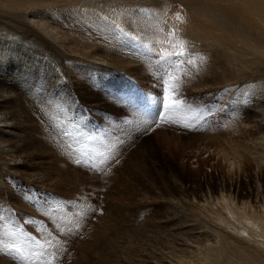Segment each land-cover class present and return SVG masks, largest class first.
<instances>
[{"label": "bare ground", "instance_id": "bare-ground-1", "mask_svg": "<svg viewBox=\"0 0 264 264\" xmlns=\"http://www.w3.org/2000/svg\"><path fill=\"white\" fill-rule=\"evenodd\" d=\"M177 5H182V7H177ZM178 12L183 22L175 19ZM0 26L11 31V39L15 35L18 36V39H15L14 42L11 41L12 44L9 46L18 53L17 59L10 64L12 67H7L10 74L14 71L12 72L14 75L8 74V78H0L3 80V84L0 85V160H4L6 148L10 146L5 140L7 137L18 139L19 143L16 146L18 154H22L20 147H27L25 144L26 136H29L30 131L26 132L27 134L15 133L18 125L31 127L34 130L35 133L32 132L30 135L31 139L37 134L36 138L39 142L40 140L54 142L55 145L62 148L65 155L63 158L56 153V149L52 148L55 156L60 160H74L72 153L64 148L62 142L64 140L61 141L60 135L55 133L57 134L55 136L59 138L58 140L57 137L53 136L55 131H53V127H49L45 135L42 133L44 130L39 128H45V122L42 119L36 116H28L31 118L26 122L23 120L26 119L23 116L24 113L30 114L28 110L31 112V110L37 109L34 112L39 116L40 113L51 114L46 108L36 106L34 97L30 95L29 98L26 92H32L33 95H39L40 98L59 94L64 99L63 110H65L67 106L77 104L69 93H62L61 91L59 93V88L68 84L72 87L73 92L75 88H79V80L76 79L75 74L81 72V69L86 65L96 68L95 70L101 69L102 73L114 65L128 67L129 70H132L131 67H157L154 64L156 65L159 61L169 65L165 57L172 50L170 45L178 43L181 39L186 42L184 60L187 61L191 57L193 63H178L171 67H180V71L183 67L188 71L191 78L197 76L195 79L197 88H195L198 93L204 91L202 88L206 83V90L215 93L219 90V92L228 94L230 97L221 106H219L220 104L217 105V109L232 108L237 110V113L245 115V122H260V129H264V81L261 84L254 81L255 75L260 76L259 79L264 78V0H0ZM159 29H163V34ZM170 29H175L178 34L171 39L167 37ZM6 40L7 35L3 34V42L8 44L9 41ZM0 52L7 60L10 59L7 56L10 51L6 53L5 47L0 46ZM51 55L59 60L64 57L66 60L68 59L71 65H69V68L71 67V83H69L70 80L68 81L69 77L57 76V84L54 82L45 84L46 90L43 93L41 84L38 86L36 80L38 78L39 82L46 75L47 69L45 67H50V60L54 58H50ZM163 59L164 61H162ZM0 64H3V61ZM197 69H199L198 73L202 71V73H213L210 76L211 79L210 77L203 78L201 76L203 74L198 75L197 73L196 75ZM95 70L93 72L96 73ZM33 76L34 80L32 79ZM214 77L216 79H213ZM219 80L222 81L223 87H218ZM250 81L255 82L256 87L253 91L254 93L258 92L257 100L249 98V94L246 96L245 93L241 97L237 96L236 91L242 83L248 84L247 86L244 85V91H249ZM209 85L212 87L209 88ZM231 91H233L232 95ZM195 92L192 95L189 93L190 96H193ZM207 94L210 96L212 93ZM97 106H99L98 103ZM9 109L15 111L13 115L17 124L9 122L5 113ZM26 123L28 124L26 125ZM78 141L76 140V142ZM248 149L249 154H251L252 147L250 144ZM258 150H261V153H255L256 156H252V158L255 163L259 160L258 162L262 165L264 142L261 143ZM28 154L23 153L22 155L29 158ZM8 155L12 158L5 165L9 171H18L19 166H25L27 163L23 160H17L15 153L8 152ZM156 157L158 155L155 156V159ZM78 158L73 161L75 165L78 164ZM239 158L242 156L239 155ZM233 163L236 162L232 161ZM167 164L166 167L173 181L171 184L174 186L170 189L175 190L173 196H178L172 200L169 199L171 201L168 203L164 202L170 206L169 209L162 216L156 215L154 217L158 218L161 223L154 227L151 225L153 230L147 234V238H152L154 242L150 245L148 259L143 258L142 263L141 261L139 263L134 261L124 263L123 251L112 250L113 242L116 238H120L119 236L125 229L120 223L122 221L120 215L122 214L119 211L112 212L113 217L110 214H108L110 216L105 214L104 217H101L103 231H96L98 230L97 226L93 229L96 231V238L102 237V241L97 245L98 258L104 263L110 260L108 262L114 264H264V173L260 174L264 170H261V166H257L259 174L255 176L253 169L250 168L251 164L246 162L245 171H243L245 175L248 174L250 180L242 181L240 185L226 183V181L225 184H219V182L216 183L217 181L208 180L206 186L197 183L196 187L200 191L190 195L189 191H192L193 187L187 188L178 184L177 169L170 160H167ZM33 177L35 178V176ZM112 179L114 181L119 180L118 176L112 177ZM165 179H167L166 176ZM131 181L128 180L126 183ZM255 181H259L261 185L255 187L253 185ZM30 182L32 184L31 180ZM1 185L0 181V188ZM160 193L162 198L168 197L164 193ZM116 194L120 196L121 192H113L109 197L113 199V202L115 201L113 205L119 208L121 207L120 200L117 198L120 197ZM64 195L67 196L68 193L65 192ZM76 205L78 206V204ZM84 211H79L78 217L80 214H84ZM73 216L64 210L59 221L62 222L61 220H63L66 224L71 223L78 219V217ZM131 222L133 220L129 221V223ZM91 227L92 220L87 222L85 227L87 230H85L88 231ZM135 227H130L128 234H133L132 231ZM2 237L0 236V264H12V259L5 255L11 251L10 245H15L21 249L20 252L13 250L16 252L14 253L15 256L21 259L28 248L25 247V244H31L23 236L15 239L16 243H14V239L11 240L13 244L6 240L5 235ZM108 239H110L109 243H107ZM103 241L106 242L102 245ZM51 243L55 244L53 241ZM139 244L144 245L143 240L137 242L135 246H128L131 250L133 247L142 246ZM109 248L110 250H108ZM30 249L29 247L28 251ZM54 249L56 250V248ZM36 250L39 251L38 248ZM51 250L53 249L51 248ZM50 252L52 253V251ZM118 252L120 260L116 262L115 257ZM21 260L20 263H22ZM36 261L38 262V260Z\"/></svg>", "mask_w": 264, "mask_h": 264}, {"label": "rangeland", "instance_id": "rangeland-1", "mask_svg": "<svg viewBox=\"0 0 264 264\" xmlns=\"http://www.w3.org/2000/svg\"><path fill=\"white\" fill-rule=\"evenodd\" d=\"M10 33L9 29L0 26V40H2L0 46L5 47L6 53L10 51L7 54L10 57L9 60L3 57V53L0 52V62L3 61L4 64H0V78H8V74L14 75L12 73L14 71L10 74L7 67H12L10 64L14 63L18 57V53L9 47L12 44L11 41L14 42L18 36L15 35L11 39ZM3 34L7 35L8 44L3 42ZM62 57L64 56L62 55ZM50 58V67H45L47 69L46 75L39 82L38 78L36 80L38 86L41 84L43 93L46 90L45 84L56 83V79L60 75L69 77L68 81L70 80L69 83H71V67L69 68L68 59L66 60L64 57L65 59L59 60L53 55ZM162 65L169 74L158 70ZM117 66L109 67L104 73L100 71L101 69L95 70L96 68L87 65L82 68L81 72L75 74L80 85L79 88H75V93L69 84L59 88V93L60 91L69 93L77 104L69 105L65 110H63L64 99L59 94L40 98L39 95L35 96L32 92H26L29 98L30 95L34 97L36 106L46 108L51 114H42L38 110L41 114L39 116L34 112L37 109L31 110L32 113L27 109L30 114L24 113L23 116L26 119L23 120L26 122L31 118L28 116H36L42 119L45 122V128H39L44 130L42 133L45 135L48 128L53 127V131L55 130L53 136L57 137V140L59 138L61 141L64 140L62 141L64 148L72 153L73 161L78 157L79 161L75 165L71 160L57 158L53 149H56V153L63 158L65 155L62 148L55 145L54 142H45L44 140L39 142L36 138L37 134L31 139L30 135L32 132L35 133L31 127L18 125L15 130V133L18 134H25L30 131L29 136H26L25 144L27 147L19 148L22 154L29 153V158L18 154L16 146L19 142L17 138H5L10 146L6 148L4 160H0V181L2 184L0 188V199H2L0 200V236L3 235L4 237L5 235L6 240H9L8 242L14 239V243H16L15 239L23 236L27 242L32 244V246L25 244V247H30L34 254L33 256L27 248L24 255L26 257L23 256L24 258L22 257L21 260L15 256L14 253L16 252L9 250L8 255H5L12 259V264H46V262L47 264L50 262L51 264H114L108 262L110 260L104 263L98 258L97 245L102 241V237L96 238V231H103L101 217H104L105 214H110L113 217L112 212L116 213L117 211L122 214L120 215L122 218L120 223L125 229L119 236L120 238H116L113 242L111 248L113 247L112 250L114 251H123L124 263H132L133 261L135 263L141 261L142 263L143 258L148 259L150 245L154 244L152 238H147V234L153 230L154 226L161 223L158 218L154 217L156 215L162 216L169 209L170 206L164 202L168 203L178 196H173L175 190L170 189L173 186V181L166 167L168 165L167 160H170L178 171V184L187 188L193 187V190L189 191L190 195L200 191L196 187L197 183L206 186L208 180L217 181L216 183L219 182V184H225L226 181V183L239 185L242 181H249L250 177L244 172L246 162L251 164L250 168L253 169L255 176L259 174L257 166H261V170H264V158L261 160L262 165L258 162L259 160L255 163L252 158V156H256L255 153H261L258 148L264 142V129H260V122H245V115L237 113V110L232 108L217 109V105L220 104L219 106H221L230 97L228 94L219 92V90L216 93L208 91L206 90V83H204L203 88L200 86L205 91L200 92V94L196 90L197 86H195L197 76L191 78L188 71L183 67L180 71V67L173 68L160 61L156 65L154 64L157 67H131L132 70H129L128 67ZM93 69L97 74L93 72ZM198 70H196V75ZM202 72L198 75L203 74L201 76L206 79L213 74ZM161 77L169 82L163 87L169 88V94L174 98V101L186 100L187 104L181 103L178 108L167 112V122L161 123L157 120L153 123L143 119L141 114L153 118L159 114L160 108L153 103V100L161 95ZM198 77L200 79V76ZM259 78L260 76L255 75L254 81L261 84L264 78ZM32 79H35L34 76ZM2 81L0 79V85L3 84ZM254 81L253 83L250 81L248 92L244 91V85L247 86L248 84L242 83L236 91L237 96L249 94V98L257 100L258 92L254 93L253 91L256 87ZM219 84L218 87H223L222 81ZM210 86L212 87V85L208 87L210 88ZM193 92L195 94L190 96L189 93L192 95ZM207 93L212 94L209 96ZM232 93L233 91H231V95ZM197 95L198 97H196ZM116 105L120 107L118 108ZM188 105H191V110ZM5 113L9 122L16 123L13 115L15 111L9 109ZM55 133L60 135L59 138L55 136L57 135ZM36 139L37 141H35ZM76 140L79 141L76 142ZM256 143L257 145H255ZM249 144L252 147L250 153L253 155L249 154ZM79 146H81V150ZM15 150L16 152H14ZM8 152L15 153L16 159L26 161V165L19 166L18 171H9L5 168L6 162L12 159ZM156 154L158 157L155 159ZM239 155L242 158H239ZM9 158L10 160H8ZM232 161L236 163L232 164ZM262 173L264 171H261L260 174ZM116 176L119 180L114 181L112 177ZM128 180L132 181L126 183ZM33 181L37 182L33 183ZM253 185L256 187L261 183L255 181ZM117 191L121 192L120 196L116 194L120 197L117 198L120 200L121 207L119 208L113 205L115 201L113 202V199L109 197ZM65 192L68 193L67 196L64 195ZM160 192L168 197L162 198ZM53 206L61 207L59 211L53 212ZM64 210L73 214V217H78L79 211H85L84 214H80L78 219L66 224L63 220H61L62 222L59 221ZM90 220H92V227L86 231V224ZM131 220L133 222L129 223ZM95 226L98 228L96 231L93 230ZM129 226L131 228L136 226L132 231L133 234H128L131 229ZM32 235L36 239L31 237ZM142 240L144 245L139 244L142 246L131 248V252L128 245L135 246L137 242ZM144 240L146 241L144 242ZM12 241L11 244H13ZM35 241H40L43 244L44 255H41V250L35 245ZM52 241L56 245L51 243ZM104 242L106 241L101 244L103 245ZM109 242L110 239L107 240V243ZM36 247L39 251L36 250ZM119 252L115 257L116 262L120 260ZM20 260L22 263L19 262Z\"/></svg>", "mask_w": 264, "mask_h": 264}, {"label": "snow or ice", "instance_id": "snow-or-ice-1", "mask_svg": "<svg viewBox=\"0 0 264 264\" xmlns=\"http://www.w3.org/2000/svg\"><path fill=\"white\" fill-rule=\"evenodd\" d=\"M177 7H182V5H177ZM175 19L177 21L183 22L180 16V13L178 12L175 16ZM161 34H163V29H159ZM178 34L175 29H170L167 33V37L169 39L176 37ZM185 41L183 39L179 40L178 43L171 44V52L168 53V55L165 57V60L169 62V66H176L178 63H184L187 62L189 64L193 63V60L191 57L187 59V61L184 60V57L186 56V48H185ZM175 57V59H172ZM203 59V57H202ZM159 71L164 72L165 74L167 71L164 69L163 65L161 66ZM169 83L168 81H165L163 77H161V84H162V92L161 95L158 98H155L153 100V103L158 105L160 108L159 114L156 117H150L145 114H141L143 119L150 120L153 123H155L157 120L161 123L167 122L166 114L167 112H171L173 109L178 108L181 103L187 104L186 100H175L174 98L169 94V88L163 87V85ZM189 109L191 110V105H188ZM61 206H53V212L59 211ZM51 214V213H49ZM37 247L41 249V255H44V246L40 243V241H35ZM11 250H14L16 252H20L21 249L19 247H16L15 245L9 246Z\"/></svg>", "mask_w": 264, "mask_h": 264}]
</instances>
